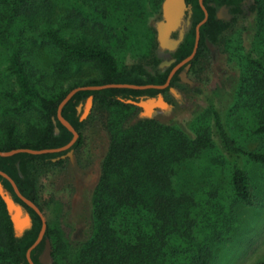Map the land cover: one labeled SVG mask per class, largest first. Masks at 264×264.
<instances>
[{
    "label": "trees",
    "instance_id": "trees-1",
    "mask_svg": "<svg viewBox=\"0 0 264 264\" xmlns=\"http://www.w3.org/2000/svg\"><path fill=\"white\" fill-rule=\"evenodd\" d=\"M162 2L0 0V151L51 150L68 145L74 134L59 120L58 109L75 88L165 84L172 67L152 75L141 65H122L118 58L121 45L128 40L144 43L147 53L152 51L155 40L146 22L161 11ZM203 2L209 17L200 27L198 51L190 61L193 67L207 56V40L217 44L228 27L229 22L216 18V9L223 4H243V0ZM187 3L194 13L193 27L173 54L174 65L194 52L196 26L205 18L199 0ZM254 11L256 21L248 49L241 41L226 46L233 56L229 64L235 70L234 83L229 93L218 96L224 102L232 101L228 111L221 110L215 96L205 95L207 107H202L200 120L191 124L142 119L129 126L136 106L127 100L156 97L163 90L154 86L81 89L62 109L64 118L80 133L69 149L0 156V170L42 209L36 171L65 164L63 155L82 144L80 131L85 121L78 106L93 95L94 104L109 113L106 127L111 146L93 197L94 236L76 251L48 225L44 238L31 252L34 264H42L40 257L52 235L59 236L61 242L53 252L56 264L60 256L62 261L70 255L72 259L61 264L239 263L237 255L233 258L235 248L231 251L229 247L244 235L243 207L264 206V191L254 183L248 166L264 170V147H245L230 128L233 122L240 124L238 119L250 121L259 112L252 133L264 137V0H255ZM240 12L232 11L233 15ZM122 29L128 31L124 37ZM159 61L158 57L152 59L155 65ZM79 64L90 65L95 75L74 76L72 67ZM177 81L176 74L171 84ZM234 109L236 114L242 113L241 118L231 116ZM33 110L38 123H30L23 132L20 115ZM227 164L229 176L221 178ZM0 182L32 218L31 228L18 236L0 196V264H30L27 252L39 237L42 217L16 194L9 179L0 174ZM249 231L253 236L257 233ZM256 264H264V255Z\"/></svg>",
    "mask_w": 264,
    "mask_h": 264
},
{
    "label": "rangeland",
    "instance_id": "rangeland-1",
    "mask_svg": "<svg viewBox=\"0 0 264 264\" xmlns=\"http://www.w3.org/2000/svg\"><path fill=\"white\" fill-rule=\"evenodd\" d=\"M247 4L244 7L245 14L238 15V23L225 32L216 44L218 49L216 57L213 58L211 53L206 51L207 56L205 59L199 62L190 74V79L195 83L192 88L196 87V89L198 88L203 93L196 94L195 90L191 87L181 88L179 93L185 99L182 103H178L179 100L177 101V99L170 97L169 94L168 98L171 101L173 100L172 102L176 106L175 110L169 114L161 112L155 118L156 120L165 124H172L174 122L185 124L188 121H191V124L195 120H200L203 108L207 107V103L203 97L205 95L215 96L221 110H229L232 101L229 102L227 100L224 102L220 100L218 93H229L230 86L234 83L235 70L229 64L233 56L231 58V53L226 50L227 44H238L241 41L240 43L248 49L254 33L256 12L248 11L254 3L250 0ZM161 14V11L153 14L148 17L146 22L155 40L152 51L149 52L148 50L147 53L148 48L144 46V43L140 45L137 41L128 40L125 44L121 45V52L118 54L122 65H128L129 68L133 65H141L144 70L152 75L166 70V66L160 67L152 62L154 56H157L160 60L168 59V54H164L157 46L155 22L161 18ZM127 32V30L122 29L121 35L124 37ZM142 47L145 48L143 49ZM185 65L186 63L180 67ZM72 69L74 76L83 73L95 75L90 65H74ZM64 76L66 77L67 73ZM178 85L184 86L180 82H178ZM231 113V116L237 119L236 116L239 113L236 114L235 109ZM108 114L107 110L101 109L97 104L93 105L91 112L84 120L85 125L81 130L83 142L74 150L75 164L68 157L63 165L48 169L39 168L36 171L39 203L43 208L45 219L51 229L58 230L57 233H61V240L67 242L76 251L92 239L95 232L93 197L100 183L103 164L111 146V133L106 127ZM36 115V110L20 115L19 122H21L23 132L28 130L27 128L30 125L38 123ZM141 115L142 109L136 107L129 120V126H134L139 120H142ZM241 115L242 113L239 115V118H241ZM258 118H260V113L255 112L250 121H248L247 117H244L243 119H238L240 120V124L233 122L230 127L231 131L237 136L238 142L249 149L264 147V137L254 136L252 133L253 123ZM248 166L250 171H253L254 183L264 191V170L258 165L253 164ZM229 172L230 165L227 164L221 171V178L229 176ZM243 208L245 209H243L242 213L246 220L244 227L247 230L243 228V237L236 240L235 246L229 248L231 251L233 250L232 248H235L233 258L236 255L239 257V260H237L239 261L238 264H256L264 255V206L260 209L252 207ZM248 229L257 233L253 236L250 231L248 233ZM50 238L52 251L54 252L57 250L58 245H61V242L58 240L60 237L52 235ZM243 242L247 243L245 244L246 247L242 245ZM64 258L68 259L61 261V256L59 257V264L67 263L72 259L71 255L69 257L64 256ZM56 261L54 256L53 264H56Z\"/></svg>",
    "mask_w": 264,
    "mask_h": 264
},
{
    "label": "water",
    "instance_id": "water-1",
    "mask_svg": "<svg viewBox=\"0 0 264 264\" xmlns=\"http://www.w3.org/2000/svg\"><path fill=\"white\" fill-rule=\"evenodd\" d=\"M204 0H200L201 6L205 12V18L200 22V24L197 26V32H196V43H195V49L192 55H190L187 59H185L183 62L178 64L175 69L173 70L168 82L164 85H146V86H137L132 84H107V85H101V86H88V87H78L73 89L67 97L60 103L59 109H58V118L59 120L68 127L74 134V138L72 141L59 149H51V150H33L28 148H21V149H14L11 151H0V156H11L19 152H29L33 154H40V153H46V152H53V151H61L65 150L67 148H70L75 141L79 137L78 131L74 128V126L64 118L62 115V109L65 106V104L73 97V95L81 90V89H89V90H100L105 88H111V87H131V88H137V89H144L147 87H157L160 89H164L169 85V81L172 77V75L175 73V71L184 63H187L191 61L198 49L199 42H200V27L203 25L208 17L209 13L207 8L204 5ZM253 3H255V0H251ZM161 18L155 22V29L157 31V43L158 47L163 52L165 49L169 51H175L179 48L181 43L185 40L187 31L185 30L183 26V17L186 13V11L189 13V18L186 21V25L190 26L191 24V16L193 13L192 6L187 3L186 0H163L162 6H161ZM232 17V15L228 12V8L226 6H223L221 10L217 13V18L220 20H229ZM179 30V36L177 38L172 36V33L174 31ZM207 45L210 50L211 55L213 58L216 57L217 54V45L212 43L211 41L207 40ZM174 59L171 60H164L160 67L168 66L170 65ZM181 77L184 80V82H188L191 85H195L194 82H192L189 78H187L186 71L181 73ZM172 93L175 94V99H177L178 103H182L184 101V96L179 93L178 90L175 88H172ZM128 103L135 105L136 107L142 109V119H155L157 115H159L161 112L164 113H171L175 109V104L168 102V100L165 98L163 93H159L157 97H146L141 98L139 101L136 100H127ZM94 105V96L91 95L88 97L87 101L84 104H80L78 106V111L83 110V114L81 116V120H84L88 114L90 113L92 107ZM56 132H59V129L56 128ZM68 156L70 157L73 164H75L74 160V154L73 150L68 152ZM0 174L6 177L10 180L12 183L14 190L16 194L29 206H31L33 209L36 210L37 213H39L43 220V226L41 229V232L39 234L38 239L36 242L29 248L27 252V258L29 260L30 264H34L32 258H31V252L32 250L42 241L44 238V235L47 230V222L46 219L40 210V208L31 200L27 199L23 194L20 192L16 182L4 171L0 170ZM0 196L4 200L8 213L11 217V220L13 222L16 234L18 236H22L25 231L29 230L32 226V218L28 210L19 202H17L14 197L3 187L2 182H0ZM40 262L42 264H53V255H52V246L51 241L49 239L46 240V246L45 249L40 257Z\"/></svg>",
    "mask_w": 264,
    "mask_h": 264
},
{
    "label": "flooded vegetation",
    "instance_id": "flooded-vegetation-1",
    "mask_svg": "<svg viewBox=\"0 0 264 264\" xmlns=\"http://www.w3.org/2000/svg\"><path fill=\"white\" fill-rule=\"evenodd\" d=\"M187 1V0H186ZM200 1V0H199ZM248 2H250V0H243V4H240V6H237L236 5V3H232V4H223V5H221V6H219L217 9H216V11H215V14H216V18H217V13L221 10V8L223 7V6H226L227 8H228V12L232 15V17L229 19V20H224V21H227V22H229V24H228V27L221 33V35H220V37H219V39L221 38V36L225 33V32H227L234 24H236V23H238V21H239V17H238V15H233V13H232V11H241L240 12V14L242 15V14H245V9H244V7L246 6V5H248L247 3ZM189 4V3H188ZM201 4V3H200ZM191 5V4H190ZM209 5L210 6H216L215 5V3H213V2H209ZM161 11H162V9H161ZM248 11H250V12H252V11H254V4L250 7V9L248 10ZM193 15H194V13H192V16H191V24H190V26H187L186 25V21H187V19L189 18V13L186 11V13H185V15H184V17H183V26H184V28H185V30L187 31V33H186V35L190 32V30L192 29V27H193V23H192V19H193ZM200 23H198V25H199ZM197 25V26H198ZM197 26H196V32H197ZM172 36L173 37H175V38H177L178 36H179V30H177V31H174L173 33H172ZM156 38H157V31H156ZM200 43V42H199ZM218 43V42H217ZM157 46H159V45H157ZM199 47V46H198ZM197 51H198V49H197ZM197 51H196V53H197ZM207 51H209L210 52V50H209V48H208V50ZM176 52V50L175 51H169V50H164L163 51V53L164 54H168V60H171V59H174V61L170 64V65H168V66H166V69L167 68H170V67H172V70H171V73L169 74V76H168V79H167V81H166V83L168 82V80H169V78H170V76H171V74H172V72H173V70L175 69V67L178 65V64H180V63H178V64H176V65H174L175 63H176V58L173 56V54ZM196 55V54H195ZM195 57V56H194ZM154 58H157V56L155 57L154 56ZM164 60L162 59V60H160L159 61V63L157 64L158 66H160L161 65V63L163 62ZM183 68V69H182ZM185 69V71H186V74H187V78H189L190 79V74H191V72L192 71H194V69H195V67H193V64H191L190 63V61L189 62H187L186 63V65L185 66H182V67H179L176 71H175V73L172 75V77H171V79H170V81H169V85L167 86V87H165L164 89H161V90H163V94H164V96H165V98L168 100V102H170V103H174V102H172L169 98H168V95L170 94V97H173L174 99H175V94H173L172 93V88H175L176 90H178V91H180L181 90V88H186V87H193V85H191V84H189L188 82H184V80L182 79V77H181V73L183 72V70ZM178 75V81L177 82H175V84H171V81H172V79H173V77L175 76V75ZM191 80V79H190ZM192 81V80H191ZM178 82H180V83H182L184 86H180V85H178ZM192 82H194V81H192ZM165 83V84H166ZM164 85V84H163ZM184 89H182V90H184ZM192 89H194L195 90V92H196V94L197 93H199V89L197 88L196 89V87L195 88H192ZM158 96V95H157ZM156 96V97H157ZM146 97H149V96H143V97H141V98H146ZM140 98V99H141ZM139 99V100H140ZM139 100H137V101H139ZM84 105H85V103H84ZM93 108V107H92ZM92 110V109H91ZM79 112V111H78ZM91 112V111H90ZM79 113H81V116H82V114H83V110L82 111H80ZM85 120V119H84ZM82 130V129H81ZM81 132V131H80ZM78 133H79V131H78ZM81 134H82V132H81ZM79 135H80V133H79ZM82 137H83V135H82ZM67 149H69V148H67ZM66 150V149H65ZM71 151V150H70ZM69 152V151H68ZM68 152L65 154V155H63V158L66 160V158H68L69 156H68ZM73 154H74V150H73ZM69 159H70V157H69ZM71 160V159H70ZM39 205H40V203H39ZM41 206V205H40ZM31 207V206H30ZM39 207V206H38ZM32 208V207H31ZM40 208V207H39ZM41 208H42V206H41ZM35 210V209H34ZM41 211H42V213H43V215H44V211H43V208L42 209H40ZM36 211V210H35ZM29 212V211H28ZM41 216V215H40ZM44 217H45V215H44ZM46 222H47V220H46ZM48 222H47V227H48ZM49 240H51V238H49ZM52 243V242H51ZM52 253H53V251H52ZM53 255V254H52Z\"/></svg>",
    "mask_w": 264,
    "mask_h": 264
}]
</instances>
